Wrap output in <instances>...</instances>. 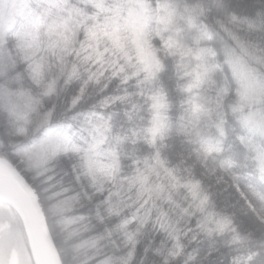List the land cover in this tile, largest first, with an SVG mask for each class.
<instances>
[{
    "label": "snow or ice",
    "instance_id": "1",
    "mask_svg": "<svg viewBox=\"0 0 264 264\" xmlns=\"http://www.w3.org/2000/svg\"><path fill=\"white\" fill-rule=\"evenodd\" d=\"M18 224L52 264H133L145 237L180 264L185 242L264 237V11L0 0V264H24Z\"/></svg>",
    "mask_w": 264,
    "mask_h": 264
},
{
    "label": "trees",
    "instance_id": "2",
    "mask_svg": "<svg viewBox=\"0 0 264 264\" xmlns=\"http://www.w3.org/2000/svg\"><path fill=\"white\" fill-rule=\"evenodd\" d=\"M230 6L237 14L254 18L255 12L264 11V0H228ZM21 232L23 229L19 225ZM241 242L238 245L228 248L225 245V237L201 238L194 244L185 242V252L180 258V264H210L216 258L219 261L228 259L229 264L238 255L245 254L247 250H259L264 246V237L257 236L255 233L241 232ZM148 251L145 252L144 249ZM209 252L212 256H209ZM166 252L159 250L157 243H150L145 237L138 246L133 264H163ZM195 258V262L190 259Z\"/></svg>",
    "mask_w": 264,
    "mask_h": 264
},
{
    "label": "water",
    "instance_id": "3",
    "mask_svg": "<svg viewBox=\"0 0 264 264\" xmlns=\"http://www.w3.org/2000/svg\"><path fill=\"white\" fill-rule=\"evenodd\" d=\"M28 247L34 264H52V253L38 224L31 231H25Z\"/></svg>",
    "mask_w": 264,
    "mask_h": 264
},
{
    "label": "flooded vegetation",
    "instance_id": "4",
    "mask_svg": "<svg viewBox=\"0 0 264 264\" xmlns=\"http://www.w3.org/2000/svg\"><path fill=\"white\" fill-rule=\"evenodd\" d=\"M16 230L21 235L22 240H23V242H22L23 243V249H24L23 262H24V264H26V262L29 259H31V264H33V260H32V257H31V253H30V250H29V247H28V243H27L24 231H23V233L21 232L19 224L16 226ZM8 260H9L10 264H21V262L18 261L17 257L14 254H12V253L8 254Z\"/></svg>",
    "mask_w": 264,
    "mask_h": 264
},
{
    "label": "rangeland",
    "instance_id": "5",
    "mask_svg": "<svg viewBox=\"0 0 264 264\" xmlns=\"http://www.w3.org/2000/svg\"><path fill=\"white\" fill-rule=\"evenodd\" d=\"M22 242H23V240H22ZM32 257V256H31Z\"/></svg>",
    "mask_w": 264,
    "mask_h": 264
},
{
    "label": "bare ground",
    "instance_id": "6",
    "mask_svg": "<svg viewBox=\"0 0 264 264\" xmlns=\"http://www.w3.org/2000/svg\"><path fill=\"white\" fill-rule=\"evenodd\" d=\"M33 260V259H32ZM34 264V263H33Z\"/></svg>",
    "mask_w": 264,
    "mask_h": 264
}]
</instances>
